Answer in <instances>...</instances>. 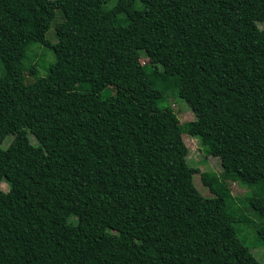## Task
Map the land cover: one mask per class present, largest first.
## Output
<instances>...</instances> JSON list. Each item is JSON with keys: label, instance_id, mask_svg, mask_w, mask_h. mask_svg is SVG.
Masks as SVG:
<instances>
[{"label": "trees", "instance_id": "1", "mask_svg": "<svg viewBox=\"0 0 264 264\" xmlns=\"http://www.w3.org/2000/svg\"><path fill=\"white\" fill-rule=\"evenodd\" d=\"M229 181L264 246V0H0V264H262Z\"/></svg>", "mask_w": 264, "mask_h": 264}, {"label": "rangeland", "instance_id": "2", "mask_svg": "<svg viewBox=\"0 0 264 264\" xmlns=\"http://www.w3.org/2000/svg\"><path fill=\"white\" fill-rule=\"evenodd\" d=\"M63 20V15L60 11L57 10L56 18L52 24V28L47 34V37L52 41L56 42L57 39L55 37V25ZM147 60L142 59V62H146ZM54 62V55L52 51L45 49L44 47L33 46L30 51L28 58L25 60V65L28 70L31 68H35L38 73L29 75L28 81H33L35 79L44 77L46 75L47 70L50 64ZM169 98L167 101L162 103L163 107H169L175 111L178 115L181 123L188 122L194 119L193 112L190 106L181 98L177 97L175 92L171 91L169 93ZM29 139L32 144H36V139L33 135L29 134ZM12 140V136L9 135L4 138L1 143L2 148H6L10 141ZM184 140L189 148V163L200 170V172H209V173H217L220 174L224 171L235 170L237 166H234L232 162H228V165L222 162V160L215 157H207L205 151L202 148L200 141L197 138L191 137L189 135H184ZM201 173L195 174L194 182L196 187L203 195H209V190L204 186L202 181ZM228 186L230 187L232 194L235 198H239L236 206V216L244 221L242 223V232L248 239V244L255 246L252 248L254 255L257 259L264 264V246L260 245L258 239L256 237V229L255 225L260 224V218L254 214V212L247 208L244 200L246 196H248L252 189L250 187L244 186L239 182H228ZM1 188L5 191L9 190V186L6 183L1 184ZM243 200V201H242Z\"/></svg>", "mask_w": 264, "mask_h": 264}]
</instances>
